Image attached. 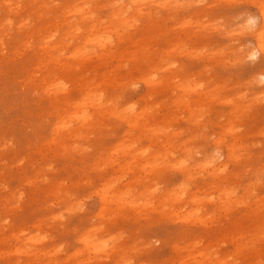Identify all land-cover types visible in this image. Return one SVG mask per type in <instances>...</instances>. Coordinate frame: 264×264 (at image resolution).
<instances>
[{"label": "clouds", "instance_id": "clouds-1", "mask_svg": "<svg viewBox=\"0 0 264 264\" xmlns=\"http://www.w3.org/2000/svg\"><path fill=\"white\" fill-rule=\"evenodd\" d=\"M0 264H264V0H0Z\"/></svg>", "mask_w": 264, "mask_h": 264}]
</instances>
